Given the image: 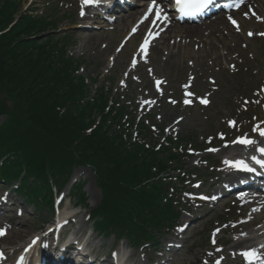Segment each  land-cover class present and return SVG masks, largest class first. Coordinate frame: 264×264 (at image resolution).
Here are the masks:
<instances>
[{"label":"rangeland","instance_id":"374dc122","mask_svg":"<svg viewBox=\"0 0 264 264\" xmlns=\"http://www.w3.org/2000/svg\"><path fill=\"white\" fill-rule=\"evenodd\" d=\"M46 1L56 0H23L22 6L24 10H31L40 8ZM62 6L60 13L66 12L65 15L69 18L72 15L74 20L73 25H59V30L69 36L66 52L79 61L82 71L77 74L96 79L97 87H113L116 95H121L133 107L134 119H144L148 113L153 121L165 127L166 133L190 136L202 149L215 147V151L192 154L184 164L186 170L196 168L197 174H205L209 179L206 184L198 185L199 182L194 181L196 183L190 186L196 180L190 177L179 184L184 188L176 192V199L182 202L187 213L180 216L177 228L162 236L153 248L148 244L134 248L126 240L104 237L96 230L94 222L89 221L101 193L93 173L76 168L56 197L57 212L53 215L32 203L25 206L20 195H9L8 200L16 209L13 214L2 212L0 228H7L8 232L0 246L4 249L23 247L43 225L50 228L55 219L71 212L75 228L80 227L90 247L103 256L114 251L128 256L132 264H151L154 260L157 261L154 264H239L237 251L232 250L231 245L241 237L242 230L253 229L251 224L262 222L264 216L257 206H245L244 201L237 199L233 201L236 198L233 192H226L222 197L216 194L227 191L228 183L233 180L228 168L223 166L227 153L238 149L239 143L233 141L244 136L255 142L263 140L259 131L253 129H264V35L259 34L264 33V14L251 17L247 9L236 13L235 18L246 29L240 33L232 28L235 44L228 41L225 47L215 50L206 45L203 48L194 45L179 53L174 50L171 58H165L156 55L157 51H149L146 57L141 55L140 41H135L134 31L127 33L123 26L115 28L109 24L115 15L101 13L100 18L83 17L81 0H66ZM214 18L180 25L208 24ZM250 32L253 35L249 36ZM157 81L161 83L157 85ZM189 93L191 95L186 96ZM202 98L207 99V105H202ZM186 100L190 103H185ZM229 121H234V125L230 126ZM227 140L230 141L224 143ZM212 174L220 180V185ZM79 183L83 184L87 199V207L81 206V209L69 194L72 185ZM229 209L230 213L225 215ZM233 217H237L235 222ZM222 220L226 223L222 224ZM71 227L72 223L68 229ZM214 227H218V231L211 232ZM19 231H23V236H18ZM215 240L226 245L213 246Z\"/></svg>","mask_w":264,"mask_h":264},{"label":"trees","instance_id":"16d2710c","mask_svg":"<svg viewBox=\"0 0 264 264\" xmlns=\"http://www.w3.org/2000/svg\"><path fill=\"white\" fill-rule=\"evenodd\" d=\"M22 4L0 0V180H17L19 194L52 212L56 188L74 169L89 168L101 193L91 211L96 229L155 246L185 211L176 192L197 175L184 166L196 141L165 133L149 115L135 120L112 87L77 74L69 36L57 32L72 20L58 2ZM72 195L87 207L83 184Z\"/></svg>","mask_w":264,"mask_h":264},{"label":"bare ground","instance_id":"6f19581e","mask_svg":"<svg viewBox=\"0 0 264 264\" xmlns=\"http://www.w3.org/2000/svg\"><path fill=\"white\" fill-rule=\"evenodd\" d=\"M167 1L168 0H156L157 5L162 8V14L167 16L166 20H156L155 10L145 18V13L148 11V5L151 3V0H143L138 4V8L128 9L127 12H123V14H120L113 20L109 21V24L114 25L115 28L123 26V31H127V33L136 30L135 41H141L143 45L145 40H147L148 44L146 48L150 51H157L156 55L165 58H171L174 50L179 53L185 47L188 48L194 45L202 46V48L206 45L210 49L215 50L220 47H225L228 41L235 44L236 36L234 35L232 28H237V26H234L225 16H216L213 21L208 24L182 26L179 23L180 20L174 15L171 5L168 6ZM108 4L109 3H106V5ZM132 4H136V2H133ZM99 6L100 3L97 5L84 6V15L82 16L89 17L90 19H94L95 17L100 18L99 11L101 9ZM241 7L242 11L250 7L254 13V17L264 14V0H243ZM88 10L94 11L88 12ZM236 13L237 12L232 13L231 15L232 18L237 21L241 33L246 28L245 26H241L238 19L235 18ZM153 20H155V23H153ZM159 45H161V47H158ZM224 57L229 61L226 54H224ZM250 74L254 76V72H251ZM257 146H263V141H258L256 144L250 146L239 145L238 149H233L231 153L228 152L226 158L228 157L227 160L233 158L248 160L251 155L257 153ZM223 166L225 169L228 168V165L225 163H223ZM228 175L234 177L238 175V173L232 172V170L228 168ZM239 198L245 201V206H257L261 208L264 216V197L248 192L239 195ZM249 198H251L250 201H248ZM11 214H13V212H11ZM251 227L253 228L251 230H242L241 237L235 239L231 245L232 250L239 251L237 258L240 261V264H245L247 262L241 255V253L246 250L254 249L258 254L264 253V247H255V240L264 236V220H262V222L254 221L251 224ZM19 232L21 233L17 232L18 236H23V231ZM78 232H80V227L77 229V236H79ZM4 239L5 238L2 239L1 237L0 241ZM23 239L24 238H19V240ZM88 242L89 241H87V243ZM17 244L18 241H16V245ZM259 260L260 259L256 260V264H264V258L262 261Z\"/></svg>","mask_w":264,"mask_h":264},{"label":"snow or ice","instance_id":"6c2138e0","mask_svg":"<svg viewBox=\"0 0 264 264\" xmlns=\"http://www.w3.org/2000/svg\"><path fill=\"white\" fill-rule=\"evenodd\" d=\"M82 5L89 6V5H97L100 3V0H81ZM212 3V0H176V4L180 10L181 13L187 16H192L197 13L202 12L204 9H206L210 4ZM153 10H155V18L156 20L160 19H167L166 15L162 14V8L159 7L156 3V0H151V3L148 5V11L145 13V18H147L148 14L152 13ZM81 15H84V12H81ZM259 19V17H258ZM229 20L234 26H237V21H235L232 17H229ZM153 23H155V20H153ZM260 35H264V33H259ZM249 36L253 35V33H249ZM148 44V41L145 40L144 44L141 45L142 50H146V46ZM157 85H159L161 82L157 81ZM191 95V93H189ZM201 103L207 104L208 101L206 98H202ZM175 103V101H173ZM185 103H190V101H185ZM234 121H229L230 126L234 125ZM254 131H259V134L261 136H264V129H258L254 128ZM233 143H239L242 145H251L254 144L255 141L248 139L247 136L239 137L237 140L233 141ZM210 151H215V149H209ZM259 152H261L262 155H264V148L257 149ZM253 161L257 164H259L261 167H264V159H257L255 156L252 157ZM224 163L228 165L229 167L236 168L238 170H244V171H254V169L250 168L247 163L243 160H235V161H229L225 160ZM5 234L4 229H0V236H3ZM2 255V253H0ZM115 255V254H114ZM241 255L245 258L246 261H248V264H253L254 261L260 259L259 254L254 249L246 250L241 253Z\"/></svg>","mask_w":264,"mask_h":264}]
</instances>
